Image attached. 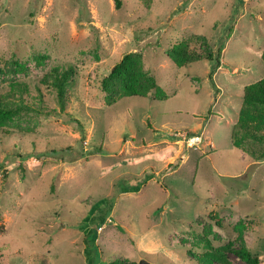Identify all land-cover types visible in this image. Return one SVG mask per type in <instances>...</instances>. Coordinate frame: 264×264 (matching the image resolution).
Returning a JSON list of instances; mask_svg holds the SVG:
<instances>
[{"label": "rangeland", "instance_id": "1", "mask_svg": "<svg viewBox=\"0 0 264 264\" xmlns=\"http://www.w3.org/2000/svg\"><path fill=\"white\" fill-rule=\"evenodd\" d=\"M121 1L0 0V99L52 111L0 126V264H246L240 245L264 264V137H230L264 75V0ZM193 34L219 59L176 65L166 50ZM127 51L167 98L106 102ZM55 67L73 71L63 112Z\"/></svg>", "mask_w": 264, "mask_h": 264}, {"label": "trees", "instance_id": "2", "mask_svg": "<svg viewBox=\"0 0 264 264\" xmlns=\"http://www.w3.org/2000/svg\"><path fill=\"white\" fill-rule=\"evenodd\" d=\"M114 1L116 8H119L122 1ZM141 1L147 7H149L152 2V0ZM220 50L221 49L218 48L217 53H215L213 46L204 35L193 34L174 43L166 50V53L176 65L183 66L201 59H219ZM33 57L41 62L48 57V54L34 52ZM261 59L264 63V48L262 49ZM13 63L20 68H24L23 63L18 60L13 61ZM72 72V67L64 70L55 67L54 73L52 74V84L56 89L57 100L61 112L65 110L66 102L68 101L66 86L71 79ZM101 89L105 92L107 103L115 102L117 99L124 96H148L151 92L155 94L158 99H165L168 97L166 91L158 84L155 76L145 69L143 54L139 51L125 52L123 56L112 65L109 72L102 77ZM20 97H22V95ZM242 98L243 101L238 119L231 125L230 137L235 146L244 150L245 143L249 138L256 141L259 140L260 142L264 137V75L244 86ZM40 102L43 103V100L38 99L37 101L27 103L23 98H20L19 102H15L14 100L3 101L0 99V126L22 113L35 112L38 114H50L52 111H43ZM255 119L258 121H254ZM72 120L76 121L78 124L81 123L77 118ZM66 149L68 150L70 147ZM52 151L55 152L57 150L53 149ZM81 155H83V153H81ZM260 155L264 157V149L263 153ZM150 177L151 176L148 178ZM130 189L132 188L130 187ZM231 248L246 264H260L262 261L259 255L252 253L245 245ZM214 258L215 257L212 258V256H206L204 263L218 264L213 260ZM109 264H136V261L116 258L110 261Z\"/></svg>", "mask_w": 264, "mask_h": 264}, {"label": "built area", "instance_id": "3", "mask_svg": "<svg viewBox=\"0 0 264 264\" xmlns=\"http://www.w3.org/2000/svg\"><path fill=\"white\" fill-rule=\"evenodd\" d=\"M201 140H202V137L201 135H198V134H194L186 138V142L190 145L197 144L201 142Z\"/></svg>", "mask_w": 264, "mask_h": 264}, {"label": "water", "instance_id": "4", "mask_svg": "<svg viewBox=\"0 0 264 264\" xmlns=\"http://www.w3.org/2000/svg\"><path fill=\"white\" fill-rule=\"evenodd\" d=\"M139 264H151V263L148 262V261L145 260V259H141V260L139 261Z\"/></svg>", "mask_w": 264, "mask_h": 264}]
</instances>
